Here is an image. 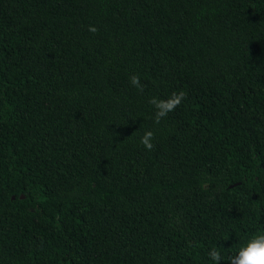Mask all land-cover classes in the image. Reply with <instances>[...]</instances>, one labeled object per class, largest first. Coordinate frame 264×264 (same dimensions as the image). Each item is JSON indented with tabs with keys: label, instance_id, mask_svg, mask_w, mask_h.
Segmentation results:
<instances>
[{
	"label": "trees",
	"instance_id": "16d2710c",
	"mask_svg": "<svg viewBox=\"0 0 264 264\" xmlns=\"http://www.w3.org/2000/svg\"><path fill=\"white\" fill-rule=\"evenodd\" d=\"M260 231L264 0H0V264H229Z\"/></svg>",
	"mask_w": 264,
	"mask_h": 264
},
{
	"label": "clouds",
	"instance_id": "9594fccd",
	"mask_svg": "<svg viewBox=\"0 0 264 264\" xmlns=\"http://www.w3.org/2000/svg\"><path fill=\"white\" fill-rule=\"evenodd\" d=\"M88 30L91 33L98 32L95 25L90 24ZM129 83L135 87L138 92H143L144 85L141 83L139 74H132L129 77ZM186 93L183 91L173 92L167 100L158 97H150L149 105L155 109L154 123L159 124L161 119L166 117L169 112L174 111L177 106L185 99ZM155 134L148 130L140 139V143L148 151L154 148L152 140ZM209 257L215 264H220L222 256L220 251L213 247L209 252ZM229 264H264V231L252 234L248 240L241 244L238 251L228 258Z\"/></svg>",
	"mask_w": 264,
	"mask_h": 264
},
{
	"label": "water",
	"instance_id": "95a60500",
	"mask_svg": "<svg viewBox=\"0 0 264 264\" xmlns=\"http://www.w3.org/2000/svg\"><path fill=\"white\" fill-rule=\"evenodd\" d=\"M22 196V195H21ZM12 197H13V195H12Z\"/></svg>",
	"mask_w": 264,
	"mask_h": 264
}]
</instances>
